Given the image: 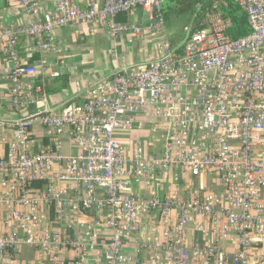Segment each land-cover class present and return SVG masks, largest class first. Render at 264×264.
<instances>
[{
    "label": "built area",
    "instance_id": "2783aa9c",
    "mask_svg": "<svg viewBox=\"0 0 264 264\" xmlns=\"http://www.w3.org/2000/svg\"><path fill=\"white\" fill-rule=\"evenodd\" d=\"M5 1L28 17L16 30L0 28V56L11 62L9 97L15 110L32 103L40 91L26 81L37 68L20 58L22 36L54 56L62 51L57 31L67 26L105 28L112 41L127 31L141 35V27L116 18L143 9L164 41L153 60L122 67L83 87L76 83L77 102L0 122V131L10 132L0 159V205L5 225L22 232L21 237L0 235V251L17 253L27 244L51 256L67 248L74 264H100V259L128 264L132 257L124 242L138 234L143 215L158 212L164 238H147L150 264H252L253 249L264 246V0H232L249 28L236 40L227 34L230 23L218 10L221 0H214L202 13L199 28H191L180 46H172L165 34L166 0H104L99 5V0H89L85 8L74 0H55L49 8L48 0ZM39 64L50 65L44 59ZM36 125L51 135L52 143L35 151ZM143 128L151 143L137 139L129 149L121 136ZM65 135L77 153L62 152L60 138ZM152 143L159 144V152L147 154L145 146ZM177 168L193 178L218 176L227 205L220 207L222 198L201 188L186 199L174 195L164 200L133 191V185H151L157 175ZM35 183L45 185L41 198L31 196ZM41 200L52 204L57 224L68 226L77 216L70 226L75 238L47 226L38 214ZM172 211L177 214L173 224ZM190 214L210 219L209 233L218 242L234 236L237 253L228 257L211 245L187 248ZM81 215L93 219L80 221ZM100 227L110 234L103 246L94 241ZM159 229L151 227L150 234ZM196 229L208 237L199 223Z\"/></svg>",
    "mask_w": 264,
    "mask_h": 264
},
{
    "label": "crops",
    "instance_id": "0c3cea01",
    "mask_svg": "<svg viewBox=\"0 0 264 264\" xmlns=\"http://www.w3.org/2000/svg\"><path fill=\"white\" fill-rule=\"evenodd\" d=\"M53 1L48 0L45 6L51 7ZM104 0H99L98 5ZM77 6L85 8L89 4V0H74ZM0 28L16 30L24 26L28 22V17L22 10L14 5L8 4L5 0H0ZM116 21L120 24L136 25L142 28V33L135 36L127 31L123 33L116 41H112L105 28L92 30L91 26H67L57 31L56 38L62 42V51L57 55H48L40 52L32 39L25 36L20 37L18 43V52L20 58L25 64L36 66V73L26 81L33 84L35 88H39L35 100L21 110H15L11 107L9 92L12 83L8 78L11 62L0 56V122L8 123L19 116L27 113L40 111L47 108H59L63 104L72 101H79L76 96V83L83 87L88 83L108 76L122 67L138 64L153 60L159 55V46L164 41L160 32L153 30V24L148 19V13L143 9H137L130 13L117 16ZM165 34L169 40V33L164 27ZM170 42V40H169ZM171 44V42H170ZM173 45V44H172ZM44 59L48 64L46 68H42L39 60ZM4 140L0 137V159L6 154V140L9 138L10 132L7 129L0 131ZM34 139L33 150H38L41 146H47L52 143L51 135L40 125L32 128ZM151 134L147 128L140 131H133L131 134L123 135L120 138L128 145L133 146L137 139L142 141H151ZM61 150L65 155L75 154L77 150L71 144L67 135L60 138ZM151 143V142H150ZM147 154L159 152V144L152 143L146 145ZM0 173V180L2 179ZM199 188L203 192H214L220 196V207H225V192L216 175H202L199 178H193L180 169H173L165 173L157 175L156 180L151 185L139 184L133 185V191L139 193L143 198L156 197L160 200L168 199L174 195H178L183 199ZM45 185L35 183L30 188L31 196L41 198L44 196ZM3 195V189L0 186V196ZM38 214L45 219L47 226L54 230H61L64 237L75 238V231L72 223H75L77 216L70 218L68 226H63L54 222L53 206L50 202L41 200L38 203ZM26 212V209H23ZM177 214L171 212L170 223L176 221ZM80 221L90 222L92 215H81L78 217ZM200 224L204 231H211L210 219L189 215V222L186 225L185 244L187 248L194 245L200 247L204 245L217 246L223 250L228 257H232L238 251V244L234 236L231 239L218 242L210 233L205 237L203 233L196 229V224ZM157 226L159 234L151 235V227ZM161 226V215L158 212H151L143 215L139 223V232L135 238H130L124 242V251L132 257V262L128 264H150V252L148 250L149 243L147 238H164ZM94 241L96 245L103 246L109 238V231L100 227L95 229ZM10 233L17 237L22 236L20 229L13 224L12 228L5 225V209L0 205V235ZM253 263L264 264V246L253 249ZM52 259H59L65 264H74V254L67 248H62L49 256L32 245L21 244L17 253L11 249L4 253L0 251V264H56ZM100 264L103 261L97 260Z\"/></svg>",
    "mask_w": 264,
    "mask_h": 264
},
{
    "label": "trees",
    "instance_id": "16d2710c",
    "mask_svg": "<svg viewBox=\"0 0 264 264\" xmlns=\"http://www.w3.org/2000/svg\"><path fill=\"white\" fill-rule=\"evenodd\" d=\"M213 2L214 0H166L162 8L163 21L166 24L170 18L184 16L187 17L188 23L192 17V29L199 28L202 13L209 10ZM218 10L222 17L230 23L227 34L233 40L240 39L249 33L245 14L232 0H221Z\"/></svg>",
    "mask_w": 264,
    "mask_h": 264
},
{
    "label": "rangeland",
    "instance_id": "374dc122",
    "mask_svg": "<svg viewBox=\"0 0 264 264\" xmlns=\"http://www.w3.org/2000/svg\"><path fill=\"white\" fill-rule=\"evenodd\" d=\"M186 19L187 17L184 16L170 18L165 24V28L169 33V40L173 46L182 45L187 32L193 27L192 17L188 23Z\"/></svg>",
    "mask_w": 264,
    "mask_h": 264
}]
</instances>
